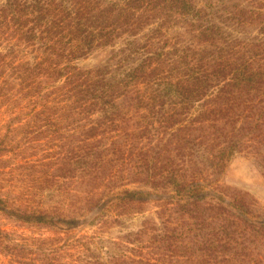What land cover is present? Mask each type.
I'll list each match as a JSON object with an SVG mask.
<instances>
[{"label":"trees","instance_id":"16d2710c","mask_svg":"<svg viewBox=\"0 0 264 264\" xmlns=\"http://www.w3.org/2000/svg\"><path fill=\"white\" fill-rule=\"evenodd\" d=\"M68 1L6 0L0 20L12 22L22 13L39 20L54 11L42 30L48 39H39L46 52L42 60L50 64L43 69L40 60L36 68L46 78L67 70L66 90L73 99L67 108L76 102H85L82 110L97 108L102 120L95 125L102 134L113 132L108 156L94 152L92 159L103 166L136 157L127 175L175 194L170 211L183 213L191 224L183 243L189 264H264V219L252 214L243 194L214 184L242 148L255 149L264 169V39L255 44L254 37L243 40L233 33L253 23L264 30L258 5L264 0ZM156 13L161 20L155 33L136 39L137 29ZM172 14L190 36L164 50L158 35ZM126 33L135 40L126 41L115 64L81 70L72 63ZM159 128L165 133L144 144ZM168 238L162 234L159 240Z\"/></svg>","mask_w":264,"mask_h":264},{"label":"rangeland","instance_id":"374dc122","mask_svg":"<svg viewBox=\"0 0 264 264\" xmlns=\"http://www.w3.org/2000/svg\"><path fill=\"white\" fill-rule=\"evenodd\" d=\"M5 1L0 0V8ZM53 1L69 5L68 0ZM258 5L264 11V1ZM53 13L43 12L39 20L26 13L12 22L0 20V264H189L183 243L191 224L183 213L170 211L175 194L130 177L136 157L103 166L92 159L94 152L108 156L105 147L113 132L102 134L95 125L102 120L97 108L82 110L85 102L67 108L73 100L66 90L67 70L46 78L36 68L46 56L39 39H48L42 30ZM160 16L144 21L136 39L155 33ZM163 23L158 37L164 50L189 38L178 27L177 14L165 16ZM233 33L243 40L254 37L255 44L264 39L257 23ZM119 36L72 63L81 70L106 61L115 64L126 41L135 40L128 33ZM44 60L43 69L50 64ZM57 62L61 67L66 63ZM164 128L144 144L155 143ZM254 150L240 149L214 184L229 194H243L252 214L263 220L264 169ZM111 172H116L113 179ZM126 191L146 194L132 198ZM162 234L169 237L165 242L159 240Z\"/></svg>","mask_w":264,"mask_h":264}]
</instances>
